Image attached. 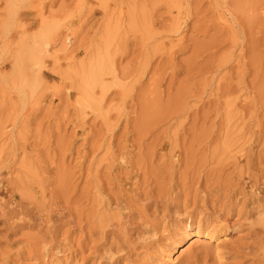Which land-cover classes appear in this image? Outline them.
Returning <instances> with one entry per match:
<instances>
[{
    "label": "rangeland",
    "instance_id": "1",
    "mask_svg": "<svg viewBox=\"0 0 264 264\" xmlns=\"http://www.w3.org/2000/svg\"><path fill=\"white\" fill-rule=\"evenodd\" d=\"M0 264H264V0H0Z\"/></svg>",
    "mask_w": 264,
    "mask_h": 264
},
{
    "label": "bare ground",
    "instance_id": "2",
    "mask_svg": "<svg viewBox=\"0 0 264 264\" xmlns=\"http://www.w3.org/2000/svg\"><path fill=\"white\" fill-rule=\"evenodd\" d=\"M58 43H60V47H58ZM71 38L66 36L63 40L58 38L50 39L45 38L41 41L39 46H28L23 43L24 46L20 48L21 51L16 53L15 55V67L16 72L14 79L17 82V85L22 87L23 93L29 88V80L24 78L25 72H28L30 79L33 77H37L42 65L45 63L47 59H55L59 58V55L62 51H65L67 46L70 45ZM91 78L88 80L89 84L87 86V91H91L93 87L98 82L101 75L104 74V69L101 65L94 67L92 69ZM116 79V76L114 77ZM189 230H191L190 234L193 236V241L191 242L192 246L199 245L197 243L201 242L200 238L207 239V241H213L215 243V249L218 250L219 241L221 239L227 238V230L219 231V233L215 236L210 235L209 233L202 232L199 228L193 229L192 226L189 225ZM177 249V245L174 244L170 249H167L164 252L165 261H170L171 254ZM218 254V253H217Z\"/></svg>",
    "mask_w": 264,
    "mask_h": 264
}]
</instances>
